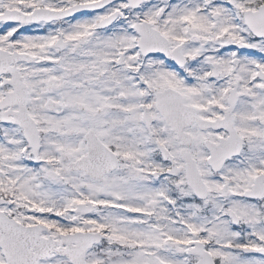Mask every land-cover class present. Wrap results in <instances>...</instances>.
Returning a JSON list of instances; mask_svg holds the SVG:
<instances>
[{"label": "snow or ice", "instance_id": "obj_1", "mask_svg": "<svg viewBox=\"0 0 264 264\" xmlns=\"http://www.w3.org/2000/svg\"><path fill=\"white\" fill-rule=\"evenodd\" d=\"M0 264H264V0H0Z\"/></svg>", "mask_w": 264, "mask_h": 264}]
</instances>
